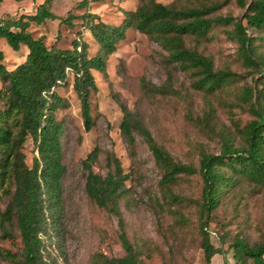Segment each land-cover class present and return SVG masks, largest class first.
I'll return each instance as SVG.
<instances>
[{
	"label": "rangeland",
	"instance_id": "374dc122",
	"mask_svg": "<svg viewBox=\"0 0 264 264\" xmlns=\"http://www.w3.org/2000/svg\"><path fill=\"white\" fill-rule=\"evenodd\" d=\"M43 0H3L0 17L17 18L34 12ZM55 0L52 11L65 16L71 11L76 17L72 26L59 20L30 26L34 37H42L46 46L61 49L71 47L77 38L87 43L88 55L98 49L91 34L81 24L79 16L89 10L105 23L118 25L124 11L136 9L139 0ZM169 4L171 0H157ZM251 0H191L177 2L178 6L200 3L221 4L215 14L239 18ZM242 3V4H241ZM82 4V5H80ZM241 25L245 21L241 20ZM252 36L255 53L264 59V29H246ZM186 44L212 60L214 69L230 70L236 79L223 88L208 94L193 88L189 72L180 70L170 62L168 52L155 40L134 28H128L125 38L106 61L105 72L92 71L95 89L90 96L93 126L85 131L80 116L79 101L73 90V75L68 73L63 84L55 88L66 102L54 115L61 125V196L64 209V229L61 242L53 238L45 241L44 256L56 257L65 264H102L105 257L123 254L118 238L117 218L98 207L85 193L86 171L81 161L94 148L97 158L93 172L105 175L111 169L109 157L113 155L126 174L127 192L119 199V210L126 238L140 250L141 264H241L232 258L229 244L240 237L250 246L264 243V188L237 172L224 168L234 182L223 189L218 207L212 212L206 230L214 247L220 252L207 263L201 248L199 201L201 178L198 173L180 175L171 183L178 200L163 193L159 183L160 169L155 165L146 145L136 136L130 147L123 138L120 124L122 106L136 114L151 133L154 141L174 161L197 168L201 153L220 151V134H228L236 146L243 144V129L252 118L247 105L239 95L243 88L253 85L258 71L246 66L232 25L217 24L206 38H187ZM3 64L14 69L25 60L27 48L12 50L5 39H0ZM257 80V79H256ZM4 84L0 81V91ZM209 106L213 113L209 114ZM0 108L3 109L2 101ZM207 119L209 128L200 124ZM7 124L14 121L7 118ZM16 131V129H15ZM223 131V132H219ZM31 137L22 144L24 163L31 167L37 152ZM0 198V210L8 202ZM13 237L2 238L0 247L19 252L22 247L15 227ZM0 264H6L0 261ZM244 264H251L246 260Z\"/></svg>",
	"mask_w": 264,
	"mask_h": 264
},
{
	"label": "trees",
	"instance_id": "16d2710c",
	"mask_svg": "<svg viewBox=\"0 0 264 264\" xmlns=\"http://www.w3.org/2000/svg\"><path fill=\"white\" fill-rule=\"evenodd\" d=\"M3 0H0V4ZM22 1V0H14ZM55 0L41 1L34 12L21 14L17 18L0 17V39L14 51L20 46L27 48L25 60L12 70L3 64L0 50V198L9 200L0 210V236L12 238L15 227L22 244L19 252L0 247V261L6 264H65L57 256L45 258V241L53 238L60 241L64 229V209L61 196V177L64 167L61 163V125L55 119V111L66 107V102L55 91L63 84L69 72L73 75V90L79 101L83 128L93 126L90 96L95 89L92 71L104 73L106 61L116 50L117 44L125 38L128 28L146 34L157 41L168 52L170 62L180 70L189 72L193 88L211 94L233 82L237 74L230 70L214 69L212 60L186 44L187 38L197 41L206 38L214 25H232L244 64L258 71L254 84L245 86L239 95L242 105L253 118L244 125L243 144L236 146L228 134H220L218 153H201L197 168L174 161L153 139L142 120L126 106H122L123 118L120 124L126 143L133 147L136 136L146 145L155 165L161 171L159 183L165 195L178 200L171 183L180 175L198 173L202 186L199 201L201 248L207 263L220 252L212 244L206 228L212 212L218 207L223 189L234 182L224 168L248 178L264 188V59L255 53L252 36L246 29H264V0H251L239 18L231 15H217L221 4L200 3L193 6H178L171 0L164 4L157 0H139L133 11H124V18L118 25L103 22L94 13L85 10L79 18L98 45L96 53L88 55V46L78 32L71 47L61 49L55 45L46 46L42 37H34L32 24L41 25L47 20H59L72 26L75 16L71 11L65 16L53 13ZM84 4L86 0H82ZM242 4V3H241ZM82 5V4H80ZM241 20L245 25H241ZM257 79V80H256ZM209 114L213 113L209 106ZM14 121L7 124L6 119ZM200 124L209 128L207 119ZM16 129V131H15ZM223 132V131H219ZM31 137L37 156L32 166L24 163L22 144ZM97 148L92 149L81 161L86 171L84 190L98 207L106 209L117 218L118 238L123 254L120 257H105L102 264H141L140 250L126 238L119 210V199L127 192L126 174L118 160L109 157L110 170L100 175L92 171L97 158ZM234 261L244 264H264V243L250 246L244 239L234 237L229 244Z\"/></svg>",
	"mask_w": 264,
	"mask_h": 264
}]
</instances>
